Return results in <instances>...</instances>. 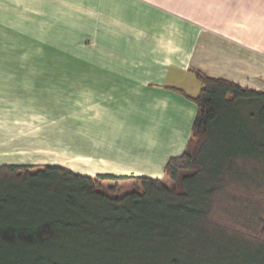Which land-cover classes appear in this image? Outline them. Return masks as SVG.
Listing matches in <instances>:
<instances>
[{
  "label": "trees",
  "instance_id": "obj_1",
  "mask_svg": "<svg viewBox=\"0 0 264 264\" xmlns=\"http://www.w3.org/2000/svg\"><path fill=\"white\" fill-rule=\"evenodd\" d=\"M194 73L168 182L0 164V264H264V92ZM131 178L121 194L105 183Z\"/></svg>",
  "mask_w": 264,
  "mask_h": 264
},
{
  "label": "crops",
  "instance_id": "obj_2",
  "mask_svg": "<svg viewBox=\"0 0 264 264\" xmlns=\"http://www.w3.org/2000/svg\"><path fill=\"white\" fill-rule=\"evenodd\" d=\"M3 29L37 31L38 47L68 29L69 148L85 158L69 168L83 175L163 179L191 136L195 71L264 92V0H0ZM23 134L0 138V164H56L22 160L38 144Z\"/></svg>",
  "mask_w": 264,
  "mask_h": 264
},
{
  "label": "rangeland",
  "instance_id": "obj_3",
  "mask_svg": "<svg viewBox=\"0 0 264 264\" xmlns=\"http://www.w3.org/2000/svg\"><path fill=\"white\" fill-rule=\"evenodd\" d=\"M67 30H62L61 39H44L55 44L50 47L34 46L31 40L37 39V31H30L27 39L21 31H0V43H3L0 46V138L4 141L14 137V132H22L24 141L38 142L31 150L21 153L22 160L44 157L46 161L77 170L85 167V158H76L69 148ZM7 38L15 40L11 43L17 45H4ZM26 41L30 45H20ZM5 116L12 122L6 121ZM14 120L17 121L14 123ZM133 181L132 178L113 179L105 183L117 184V193L121 194L131 189Z\"/></svg>",
  "mask_w": 264,
  "mask_h": 264
}]
</instances>
